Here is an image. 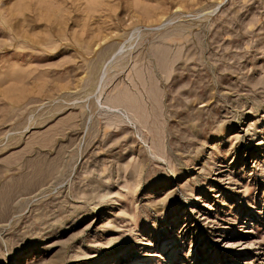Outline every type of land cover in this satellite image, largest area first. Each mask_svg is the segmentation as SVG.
Returning a JSON list of instances; mask_svg holds the SVG:
<instances>
[{"label": "rangeland", "instance_id": "obj_1", "mask_svg": "<svg viewBox=\"0 0 264 264\" xmlns=\"http://www.w3.org/2000/svg\"><path fill=\"white\" fill-rule=\"evenodd\" d=\"M0 264H264V0H0Z\"/></svg>", "mask_w": 264, "mask_h": 264}, {"label": "bare ground", "instance_id": "obj_2", "mask_svg": "<svg viewBox=\"0 0 264 264\" xmlns=\"http://www.w3.org/2000/svg\"><path fill=\"white\" fill-rule=\"evenodd\" d=\"M160 55H162V54H160ZM161 60V59H160ZM159 111V110H158Z\"/></svg>", "mask_w": 264, "mask_h": 264}]
</instances>
